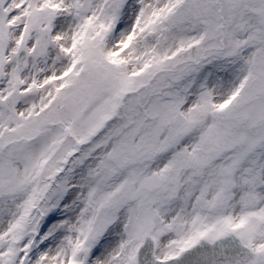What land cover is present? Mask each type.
Listing matches in <instances>:
<instances>
[{"label":"snow or ice","instance_id":"6c2138e0","mask_svg":"<svg viewBox=\"0 0 264 264\" xmlns=\"http://www.w3.org/2000/svg\"><path fill=\"white\" fill-rule=\"evenodd\" d=\"M0 264H264V0H0Z\"/></svg>","mask_w":264,"mask_h":264}]
</instances>
